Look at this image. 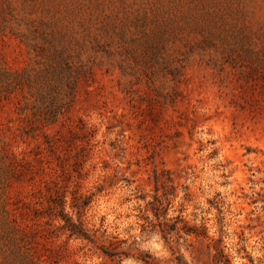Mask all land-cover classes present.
Here are the masks:
<instances>
[{"label":"rangeland","instance_id":"obj_1","mask_svg":"<svg viewBox=\"0 0 264 264\" xmlns=\"http://www.w3.org/2000/svg\"><path fill=\"white\" fill-rule=\"evenodd\" d=\"M59 205L123 264H264V0H0V264L109 263Z\"/></svg>","mask_w":264,"mask_h":264},{"label":"trees","instance_id":"obj_2","mask_svg":"<svg viewBox=\"0 0 264 264\" xmlns=\"http://www.w3.org/2000/svg\"><path fill=\"white\" fill-rule=\"evenodd\" d=\"M58 207L59 208L57 209H59L61 214H55L54 217L55 219L61 221V225L59 227L54 226L53 229L47 228L46 232L49 236L54 238H61L64 236V242H68L70 240L82 242L84 245L83 248L89 247L88 250H95L96 253H99L102 257H104V259L109 261V263L105 262L102 264H123L124 259L134 257L122 249L123 242L118 240L105 242L106 238L104 235L97 237L95 232H89V230L86 229L84 223L80 219V216H78L75 221L72 215L65 213L64 205H59ZM51 223L52 221H49L46 224L50 227ZM163 232L165 235L169 234L166 230H163ZM186 235L199 237L202 234H199L197 229L195 230L189 228L186 230ZM204 238L208 239L207 236H204ZM219 255L220 258H225L224 264H228V260L226 259L223 250H219ZM136 259L142 261L144 264H154L153 257L148 253H140ZM173 261L174 264H188L182 260L180 256L175 257Z\"/></svg>","mask_w":264,"mask_h":264}]
</instances>
